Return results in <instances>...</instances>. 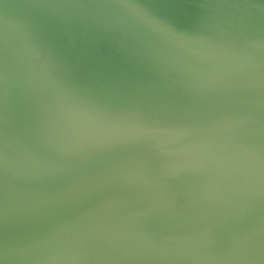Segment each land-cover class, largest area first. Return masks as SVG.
Wrapping results in <instances>:
<instances>
[{"label":"water","instance_id":"1","mask_svg":"<svg viewBox=\"0 0 264 264\" xmlns=\"http://www.w3.org/2000/svg\"><path fill=\"white\" fill-rule=\"evenodd\" d=\"M0 264H264V0H0Z\"/></svg>","mask_w":264,"mask_h":264}]
</instances>
